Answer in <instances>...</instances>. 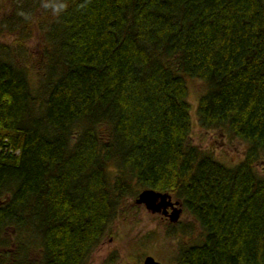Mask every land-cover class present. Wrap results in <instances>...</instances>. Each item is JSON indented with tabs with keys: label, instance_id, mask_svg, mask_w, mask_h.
<instances>
[{
	"label": "trees",
	"instance_id": "1",
	"mask_svg": "<svg viewBox=\"0 0 264 264\" xmlns=\"http://www.w3.org/2000/svg\"><path fill=\"white\" fill-rule=\"evenodd\" d=\"M62 2L37 83L0 60V264H86L143 188L198 224L172 262L264 264V0ZM188 77L233 165L188 140Z\"/></svg>",
	"mask_w": 264,
	"mask_h": 264
},
{
	"label": "rangeland",
	"instance_id": "2",
	"mask_svg": "<svg viewBox=\"0 0 264 264\" xmlns=\"http://www.w3.org/2000/svg\"><path fill=\"white\" fill-rule=\"evenodd\" d=\"M44 2L0 0V60L22 67L32 86L39 81L42 72V66L38 63L41 37L52 13L51 9L42 7ZM19 39L22 42L17 46ZM185 83L191 119L190 143L210 151L214 158L227 165L238 162L243 150L241 141L229 139L215 130H206L196 121L195 105L198 96L205 90L203 82L188 77ZM262 158L256 162V170L264 171ZM136 207L126 209L124 216L107 226L103 236L89 252L86 264H141L145 255H151L159 262L172 263L171 257L178 245L187 244L198 237V224L183 207L174 223L160 219L156 213L147 212L142 205ZM10 232L11 228L5 226L4 234L8 242ZM12 247L10 245L5 249Z\"/></svg>",
	"mask_w": 264,
	"mask_h": 264
},
{
	"label": "water",
	"instance_id": "3",
	"mask_svg": "<svg viewBox=\"0 0 264 264\" xmlns=\"http://www.w3.org/2000/svg\"><path fill=\"white\" fill-rule=\"evenodd\" d=\"M133 203L135 205H142L144 209L151 214L160 213L161 215L166 216L168 221L172 223H174L178 219L181 211V203L178 199L171 201L170 194L168 192L157 191L151 188H143L139 190L133 198ZM168 206L170 207V211L167 210ZM141 264L177 263H163L157 261L151 255H145L142 259Z\"/></svg>",
	"mask_w": 264,
	"mask_h": 264
},
{
	"label": "clouds",
	"instance_id": "4",
	"mask_svg": "<svg viewBox=\"0 0 264 264\" xmlns=\"http://www.w3.org/2000/svg\"><path fill=\"white\" fill-rule=\"evenodd\" d=\"M42 7L45 9H51L54 14L59 15L66 9L67 5L62 2V0H45Z\"/></svg>",
	"mask_w": 264,
	"mask_h": 264
},
{
	"label": "flooded vegetation",
	"instance_id": "5",
	"mask_svg": "<svg viewBox=\"0 0 264 264\" xmlns=\"http://www.w3.org/2000/svg\"><path fill=\"white\" fill-rule=\"evenodd\" d=\"M170 199H171V201L177 200L176 198H172L171 195H170ZM167 210L170 211V207H169V206L167 207ZM181 212H182V208H181L180 214H181ZM156 214L159 215L158 217H159L160 219H162V220H164V221H168V219H167L166 216L161 215L160 213H156ZM180 214H179V216H180Z\"/></svg>",
	"mask_w": 264,
	"mask_h": 264
}]
</instances>
